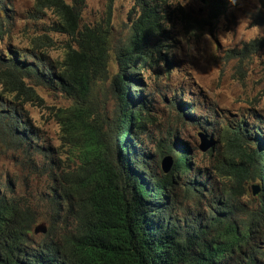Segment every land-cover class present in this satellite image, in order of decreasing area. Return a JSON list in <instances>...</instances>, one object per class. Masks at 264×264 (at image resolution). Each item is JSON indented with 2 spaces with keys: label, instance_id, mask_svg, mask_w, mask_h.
I'll return each mask as SVG.
<instances>
[{
  "label": "trees",
  "instance_id": "16d2710c",
  "mask_svg": "<svg viewBox=\"0 0 264 264\" xmlns=\"http://www.w3.org/2000/svg\"><path fill=\"white\" fill-rule=\"evenodd\" d=\"M109 2L105 24H86L82 23L86 0L71 4L37 0L39 8L54 10L64 21L59 28L76 45L69 48L63 63H55L54 72L52 66L46 69L24 61L23 52L24 60H19L5 51L0 82L15 99L14 106L7 104L9 112L0 115V139L8 137L13 146L33 142L16 101L38 99L35 86L83 98L93 90V79L111 78L114 0ZM137 3L140 16L133 22L131 36L115 51L120 71L114 82L122 113L108 117L95 112L96 107H77L69 111L70 117H61L62 141L71 146L75 161L62 171L48 164L56 188L48 204L53 219L47 234H35L38 213L8 196L0 182V264H264L260 127L247 129L242 124L235 132H226L221 140L226 146L224 160L215 164L213 173L204 171L196 178L189 157L171 146L162 147V154L173 157L167 174H159L152 167L153 156L139 151L140 130L147 118L145 107L137 108L144 104L143 97L131 88L137 89L136 82H141L138 71L167 60L163 45L155 44L162 32L158 5ZM263 49L264 38L246 45L242 53L250 56ZM169 72L165 70L167 76ZM254 188L259 189L257 195Z\"/></svg>",
  "mask_w": 264,
  "mask_h": 264
},
{
  "label": "rangeland",
  "instance_id": "374dc122",
  "mask_svg": "<svg viewBox=\"0 0 264 264\" xmlns=\"http://www.w3.org/2000/svg\"><path fill=\"white\" fill-rule=\"evenodd\" d=\"M109 1L86 0L82 23L105 24ZM138 1L142 2L114 0L110 79H93V90L83 98L65 94L61 89L34 85L38 99L16 101L34 140L30 145L13 146L8 137L0 139V182L8 196L38 213L35 228L45 226L48 232L53 219L48 204L56 183L48 164L53 163L59 171L74 166L72 148L62 141V115L70 117L69 111L77 107H96L95 112L108 117L122 113L114 82L120 71L115 51L131 36L133 22L140 16ZM144 1L158 5L163 17L162 32L155 44L163 45L161 52L167 62L138 71L141 82H136L137 89L131 88L143 97L144 104L137 103V108L145 107L143 117L147 118L140 130L143 145L139 151L153 156L152 167L159 174L165 173L163 159L172 156L162 154L164 146L189 157L195 178L204 171L213 173L215 164L224 160L226 146L221 140L226 132H235L242 124L247 129L260 127L264 132V49L250 56L242 53L246 45L264 38V8L257 7V0H237L235 7L227 0H188L184 6L178 4L180 0ZM214 5L219 6L217 11ZM246 16L260 28L257 33L241 27L240 34L247 37L248 43L241 41L240 34L217 39L218 33L234 31ZM63 23L54 10L39 8L37 0H0V58L8 50L19 60H24L26 54L24 61L46 69L52 66L54 72L55 63H63L69 48L76 45L59 28ZM14 99L0 82V115L9 112L7 104L14 106ZM177 142L181 148H177ZM203 144L209 145L206 152L201 150ZM173 204L171 200L170 205Z\"/></svg>",
  "mask_w": 264,
  "mask_h": 264
},
{
  "label": "clouds",
  "instance_id": "9594fccd",
  "mask_svg": "<svg viewBox=\"0 0 264 264\" xmlns=\"http://www.w3.org/2000/svg\"><path fill=\"white\" fill-rule=\"evenodd\" d=\"M187 2H188V0H180V3H178V4L181 5V6H184ZM227 2L232 7H235L237 5V0H227ZM169 5L173 6L171 4H169ZM256 5H257L258 8H264V0H257V4ZM242 26L246 27L247 31H249V32H251L252 30H255L257 33L260 32L259 26L255 25V24H252L250 16H246V17H243V18H241L239 20V22L237 24V27L235 28L234 31L229 30V31L223 32L222 34L218 33L217 34V39L220 40V39H223V38H226V37L230 38L232 35L240 34V29H241ZM240 35H241V41L243 43H245V44L248 43L247 37L244 34H240ZM34 232H35V230H34ZM43 235H45V234H43Z\"/></svg>",
  "mask_w": 264,
  "mask_h": 264
},
{
  "label": "water",
  "instance_id": "95a60500",
  "mask_svg": "<svg viewBox=\"0 0 264 264\" xmlns=\"http://www.w3.org/2000/svg\"><path fill=\"white\" fill-rule=\"evenodd\" d=\"M209 149V145H205L203 144L201 146V150L206 152L207 150ZM162 167L164 169V172L168 173L171 169H172V166H173V158L171 156L169 157H165L162 161ZM259 193V189L258 188H254L253 190V194L254 195H257ZM47 233V228L45 226H42V227H37L35 228V234L38 235V234H46Z\"/></svg>",
  "mask_w": 264,
  "mask_h": 264
}]
</instances>
